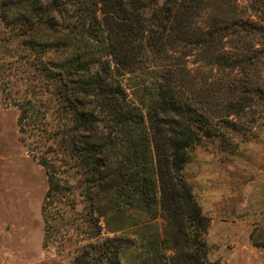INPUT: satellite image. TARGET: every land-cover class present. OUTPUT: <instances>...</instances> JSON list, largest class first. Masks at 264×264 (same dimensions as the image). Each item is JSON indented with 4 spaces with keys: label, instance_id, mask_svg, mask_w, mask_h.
Wrapping results in <instances>:
<instances>
[{
    "label": "trees",
    "instance_id": "trees-1",
    "mask_svg": "<svg viewBox=\"0 0 264 264\" xmlns=\"http://www.w3.org/2000/svg\"><path fill=\"white\" fill-rule=\"evenodd\" d=\"M239 1L0 0V102L50 141L42 213L63 189L69 213L82 206L73 264H127L134 246L128 264H212L181 171L264 117V20L249 13L264 7Z\"/></svg>",
    "mask_w": 264,
    "mask_h": 264
},
{
    "label": "rangeland",
    "instance_id": "rangeland-1",
    "mask_svg": "<svg viewBox=\"0 0 264 264\" xmlns=\"http://www.w3.org/2000/svg\"><path fill=\"white\" fill-rule=\"evenodd\" d=\"M237 4L244 11L260 9L264 0ZM249 13L255 21L264 20V8ZM261 75L264 84V71ZM18 117L13 102H0V264H73L76 249L87 242L79 225L82 206L77 203L76 213H69V191L63 189L42 213L47 181L40 161L49 157L50 141L28 126L20 128ZM250 118L238 120L240 132H222V148H194L181 171L207 220L201 239L212 264H264V117ZM157 220L161 227L163 221ZM131 234V229L118 233ZM101 236L112 235L103 230ZM139 254L134 246L123 260L133 263Z\"/></svg>",
    "mask_w": 264,
    "mask_h": 264
}]
</instances>
